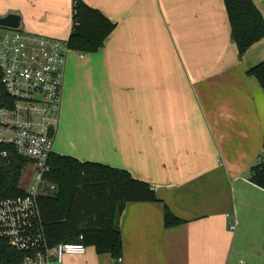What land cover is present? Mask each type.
I'll return each instance as SVG.
<instances>
[{"label":"crops","instance_id":"obj_1","mask_svg":"<svg viewBox=\"0 0 264 264\" xmlns=\"http://www.w3.org/2000/svg\"><path fill=\"white\" fill-rule=\"evenodd\" d=\"M114 29L95 53L70 51L54 153L127 171L158 201L128 202L123 264H264V91L238 59L223 0H80ZM264 20V0H252ZM73 0H0V17L67 41ZM164 207L182 224L165 228ZM233 224L234 229L229 226ZM49 264H56L51 262ZM62 264H112L88 247Z\"/></svg>","mask_w":264,"mask_h":264},{"label":"trees","instance_id":"obj_2","mask_svg":"<svg viewBox=\"0 0 264 264\" xmlns=\"http://www.w3.org/2000/svg\"><path fill=\"white\" fill-rule=\"evenodd\" d=\"M230 24V36L236 45L238 59L264 37V20L252 0H223ZM114 29L101 13L73 0L72 27L67 40L70 51L95 53ZM264 91V61L247 71ZM10 105L1 84L0 107ZM0 200L24 195L19 187L27 162L13 155L1 157ZM48 164L46 183L54 190L38 198L40 218L48 247L59 243H76L79 236L96 254L121 256L122 242L119 222L128 202L158 201L149 185L133 179L127 171L104 165L80 162L54 154ZM250 181L264 189V166L252 167ZM165 228L182 224L168 207H164ZM23 254L0 238V264H22Z\"/></svg>","mask_w":264,"mask_h":264},{"label":"built area","instance_id":"obj_3","mask_svg":"<svg viewBox=\"0 0 264 264\" xmlns=\"http://www.w3.org/2000/svg\"><path fill=\"white\" fill-rule=\"evenodd\" d=\"M69 52L67 41L0 26L1 84L10 101L0 107L1 157L13 155L33 167L24 195L0 200V238L23 254L22 264H62L64 256H82L87 250L81 236L80 242L48 247L38 206V198L54 190L45 177L55 154ZM262 166L264 144L253 164ZM112 264H123L122 257L113 258Z\"/></svg>","mask_w":264,"mask_h":264},{"label":"water","instance_id":"obj_4","mask_svg":"<svg viewBox=\"0 0 264 264\" xmlns=\"http://www.w3.org/2000/svg\"><path fill=\"white\" fill-rule=\"evenodd\" d=\"M0 26L12 29L18 28L20 27V17L12 13L6 14L0 17Z\"/></svg>","mask_w":264,"mask_h":264},{"label":"rangeland","instance_id":"obj_5","mask_svg":"<svg viewBox=\"0 0 264 264\" xmlns=\"http://www.w3.org/2000/svg\"><path fill=\"white\" fill-rule=\"evenodd\" d=\"M32 177H33V167L27 166L22 172V177L20 180L19 187L22 190L27 189V187L29 186V184L31 182Z\"/></svg>","mask_w":264,"mask_h":264}]
</instances>
